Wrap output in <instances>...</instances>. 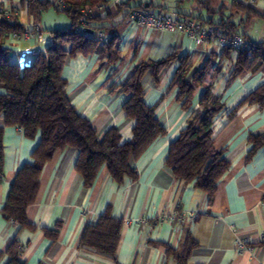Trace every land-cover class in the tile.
Masks as SVG:
<instances>
[{"label":"crops","instance_id":"crops-1","mask_svg":"<svg viewBox=\"0 0 264 264\" xmlns=\"http://www.w3.org/2000/svg\"><path fill=\"white\" fill-rule=\"evenodd\" d=\"M51 1L55 4L60 0ZM139 2L156 11L163 9L178 17L196 18L207 26H218L229 20L238 25L248 41L264 44V0ZM235 2L249 9L236 7ZM0 6L17 8L19 21L25 28L37 20L46 30L41 16L37 19L29 15L20 0H0ZM108 7L110 17L99 25L117 27L119 59L112 62L107 54L80 53L68 59L62 76L67 80L72 104L91 121L99 135L118 127L121 141L127 142L133 137L135 120L124 113L123 104L128 95L120 87L142 61L159 60L172 54L180 58L188 56L191 70H196L214 54L219 60L222 52L213 37L198 43L184 32L146 29L129 20L126 8L120 9L112 2ZM112 32L114 28L108 31L109 37ZM3 42L11 49V62L20 66L31 64L36 56L25 48L41 45L36 38L27 40L12 35ZM235 57L233 52L230 59L222 61L220 72L211 69L203 82L196 84L187 108L177 99L179 88L170 86L181 65L179 59L165 69L159 82L154 81L151 73L146 75V102L154 107L167 131L136 161V180L125 177L118 182L104 166L94 184L86 186L82 174L76 170L79 151L71 147L57 151L44 165L38 198L27 210L28 221L35 228L20 230L16 222L0 214V264L8 263L6 251L15 236L21 241V258L27 264H175L173 258H167L165 244L179 247L187 231L192 232L197 242L189 264H264V146L248 157L252 148L250 135L264 133V106L245 104L233 118L229 116L247 94L264 82V69L243 72L229 83ZM210 84L225 103L215 118L216 147L223 149L230 161L212 202L193 182L178 179L166 164L171 142L191 116L202 109L200 99ZM4 92L0 87V93ZM3 123L0 116V125ZM40 140V131L29 138L18 126L5 127L0 211L18 169L32 161V152ZM108 208L113 217L123 221L116 261L80 246L86 226L96 223ZM178 208L199 215L194 220L165 218ZM58 222L62 227L53 240L45 231L54 229ZM239 242L243 243L242 247Z\"/></svg>","mask_w":264,"mask_h":264},{"label":"trees","instance_id":"trees-1","mask_svg":"<svg viewBox=\"0 0 264 264\" xmlns=\"http://www.w3.org/2000/svg\"><path fill=\"white\" fill-rule=\"evenodd\" d=\"M63 10L70 19L71 25L66 29L51 31L53 43L47 46L46 54L36 55L31 64L20 66L11 62V49L3 40L13 33H22L26 28L19 21L18 15L5 17L0 13V116L4 123L0 125V177L4 175V132L7 126L22 128L26 137L33 138L38 131L41 140L32 152V161L24 163L17 171L6 202L0 214L7 220L16 222L20 230L35 228L29 223L27 210L34 204L40 192V177L44 165L52 160L57 151L71 147L79 151L76 170L82 174L86 186L94 184L100 170L105 166L116 181L125 177L131 180L138 178L136 161L146 149L160 136L166 133V127L156 116L153 106L145 99L144 79L151 73L155 82H159L165 69L174 61L180 60L171 87H178L177 99L189 107L196 84L203 82L212 69L215 73L222 69V61L230 59L233 52L236 57L230 70L228 82H232L246 71L264 69V44L250 41V46L240 49L226 47L218 60L216 54L208 58L196 70L191 69L190 57H178L175 54L159 60L142 61L120 88L128 98L123 104L127 118L135 120L133 137L122 142L118 127H111L100 136L91 121L81 115L71 102L67 92V80L62 70L70 57L77 54L102 53L115 62L120 57L118 32L115 26L99 25L110 17L109 3L112 0H63ZM139 0H123L120 9L145 7ZM27 13L39 19L42 13L52 7L59 8L51 0H20ZM102 3L107 8L105 15H97L92 21L94 27L108 33L114 28L108 39L100 40L75 31L83 9ZM238 8L248 10L241 3L235 2ZM247 8V9H246ZM214 28L227 35L241 34L238 25L231 21H222ZM244 36V35H243ZM245 37V36H244ZM245 104L264 106V82L247 94L230 112L233 118ZM202 109L197 110L189 119L179 136L171 142L166 158L167 166L180 180L193 182L194 186L205 192L208 201L212 202L218 189V182L230 167L223 149H218L215 142V118L225 108L221 94L214 93L213 85L206 87L200 99ZM251 157L264 146V133L251 134ZM122 219L113 217L108 208L96 223L86 226L80 246L109 257L116 261V251L120 240ZM62 227L57 223L54 229H46V235L55 240ZM197 247L192 232L187 231L177 248L165 244L167 258H173L175 264H189ZM6 253L7 264H27L22 258V244L15 236Z\"/></svg>","mask_w":264,"mask_h":264},{"label":"built area","instance_id":"built-area-1","mask_svg":"<svg viewBox=\"0 0 264 264\" xmlns=\"http://www.w3.org/2000/svg\"><path fill=\"white\" fill-rule=\"evenodd\" d=\"M122 1L123 0H112V3L114 5H119ZM56 6L59 10H63L66 7V4L63 0H60L56 3ZM106 11L107 8L102 3L85 7L83 9V15L75 27V31L100 40L108 39V34L103 30L95 28L92 21L93 17H96L97 15H106ZM0 13L5 17H12L18 15V9H10L0 6ZM129 20L138 26L154 31L184 32L198 43H203L208 38L213 37L217 41V47L220 52L230 46L236 49H240L243 46H250V41L241 34L230 36L213 26L204 25L196 18L178 17L163 9H158L156 11L151 7L133 8L129 12ZM90 29H93V33L89 32ZM12 37L27 40L36 38L41 44L40 47L30 45L25 48L27 52L33 55L46 54L47 46L52 44L54 40L52 33L46 31L37 20L30 23L22 33H13ZM198 215L199 213L196 212L185 213L182 209L178 208L176 211L165 215V218H169L170 220H184L186 218L194 220ZM238 244L240 247L243 246L242 242H239Z\"/></svg>","mask_w":264,"mask_h":264},{"label":"rangeland","instance_id":"rangeland-1","mask_svg":"<svg viewBox=\"0 0 264 264\" xmlns=\"http://www.w3.org/2000/svg\"><path fill=\"white\" fill-rule=\"evenodd\" d=\"M41 21L47 31L66 29L71 24L69 15L64 11L57 10L55 7L44 11L41 15ZM26 55L30 57L31 54L27 53Z\"/></svg>","mask_w":264,"mask_h":264},{"label":"water","instance_id":"water-1","mask_svg":"<svg viewBox=\"0 0 264 264\" xmlns=\"http://www.w3.org/2000/svg\"><path fill=\"white\" fill-rule=\"evenodd\" d=\"M146 6H147V5H146ZM89 32H90V33H93V29H90Z\"/></svg>","mask_w":264,"mask_h":264}]
</instances>
